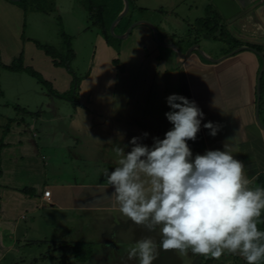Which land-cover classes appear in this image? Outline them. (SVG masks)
Instances as JSON below:
<instances>
[{
  "label": "crops",
  "instance_id": "obj_1",
  "mask_svg": "<svg viewBox=\"0 0 264 264\" xmlns=\"http://www.w3.org/2000/svg\"><path fill=\"white\" fill-rule=\"evenodd\" d=\"M133 1L140 15L120 24L118 49L96 35L92 60L72 101L44 91L35 112L19 107L10 116L0 110V264L56 263L50 246L81 249L77 244L99 246L92 254L101 264H138L128 258L136 240L151 236L159 246L156 231L121 215L109 195L113 189L105 171L117 166L116 147L131 150L132 137L149 146L153 137H164L172 127L164 115L171 93L194 100L204 113L196 139L187 141L193 156L206 149L223 150L228 142L252 180L249 186L264 174V128L256 119L257 76L264 66V0H202L199 16L193 15L199 0ZM52 2L58 10L82 6L70 0ZM207 8L212 11L209 18H219L212 31L204 24L199 27ZM143 12L150 16L141 17ZM25 15L21 0H0L1 64L10 66L22 55L23 66L39 71L54 92H68L76 74L54 65L36 40L24 35ZM140 21L151 23L157 37L161 35L159 41L176 45L182 55L158 44L144 23L124 36ZM220 31L242 44L221 40ZM211 39L221 43L215 53L203 49ZM247 43L260 46L259 54L246 49ZM7 70L0 66V72ZM263 72L264 67L262 81ZM263 94L262 88L258 118L260 102L264 113ZM215 96L221 107L212 106ZM207 121L219 126L215 137L203 127ZM144 132L149 135L144 137ZM47 189L48 198L43 197ZM171 253L176 257L184 252L158 248L156 257L167 262Z\"/></svg>",
  "mask_w": 264,
  "mask_h": 264
},
{
  "label": "clouds",
  "instance_id": "obj_2",
  "mask_svg": "<svg viewBox=\"0 0 264 264\" xmlns=\"http://www.w3.org/2000/svg\"><path fill=\"white\" fill-rule=\"evenodd\" d=\"M165 99L170 110L164 115L172 127L162 139L153 137L150 146L134 136L130 151L114 149L117 166L105 171L113 189L109 195L115 197L122 216L156 231L159 249H190L217 259L238 253L246 264H257L264 257V231L257 227L264 188L249 186L252 180L228 142L223 150L206 149L193 156L187 141L196 139L204 113L181 94ZM212 106L221 107L216 96ZM203 127L213 137L219 130L212 121ZM157 252V241L145 236L136 240L128 258L152 264Z\"/></svg>",
  "mask_w": 264,
  "mask_h": 264
},
{
  "label": "rangeland",
  "instance_id": "obj_3",
  "mask_svg": "<svg viewBox=\"0 0 264 264\" xmlns=\"http://www.w3.org/2000/svg\"><path fill=\"white\" fill-rule=\"evenodd\" d=\"M199 1L200 6L198 8V11L194 12V16H199L203 13V1ZM96 2L100 4L105 3L106 0H101V2L97 0ZM22 3L25 7L26 12L24 35L26 37H33V39H35L36 41L52 48L54 53H56L55 56L57 61H59L60 58H67L69 60V70L67 66L62 67L68 70L70 74H76L75 76L77 78L85 75V72L90 65L89 62L90 60H92L91 58L94 52V42L96 35L99 33L102 35V32L100 30V26H91L90 17L86 8L82 4V0H70V4L81 3L82 5L77 6L76 8H74L73 6L72 11L70 9V6L64 7L63 5L61 9H56L52 0H22ZM115 11L116 8L113 6V4L107 1L106 6H104V10L101 14L103 24L108 23L109 19L114 15ZM138 14L139 12L136 11L135 8H131L124 15L123 22H125L130 17H138L140 15ZM142 16L147 18L150 16V14L149 12H143L141 17ZM113 20L110 22V25ZM200 24L201 23H199V27ZM110 25L109 33L113 37H116V31L118 32L120 30L119 28L121 25L115 28L113 34L110 32ZM199 27L196 29H199ZM203 28H205V26ZM205 31L207 32V30H204V32ZM207 33L211 34L212 32L208 30ZM158 39H162L161 35H159ZM209 43L210 44H208L209 46L207 47L203 45V49L205 51H211L215 53L221 48V43L218 40L211 39ZM263 67L264 66L262 65L261 68ZM37 72L40 73L39 71ZM261 85L264 91V81L260 83V87ZM0 89H2L4 93V96H2V98L0 99V103L5 105L7 104L6 107L1 106L0 110L8 113L10 116H14L16 108L19 107L23 109L25 108L26 110H29L31 112H35L37 109H39V105H41L40 101L42 92H48V89L46 87L41 85L36 80V78L28 75L26 72L9 70L0 72ZM62 102V104H66V106H69L68 103L64 101ZM260 110L261 112L259 114V120L263 125L264 113L262 112V105L260 106ZM60 247L61 246H57L55 250H53L52 246H50L51 250L48 251L50 254L58 257L56 263L53 261H44L43 263L39 264H101L94 258L92 254L96 251V249H98L99 246L95 247L92 244L80 245L79 247H81V249L76 248L75 245L71 248H69L68 246L62 248ZM41 248L42 250H44V248L46 249V247ZM157 248H159V246H157ZM68 251H72V257L69 256ZM183 252L184 253L176 257H174L172 253L171 255L169 254L167 262H161V260L159 261L156 257L152 264H244V258L241 257L238 253L222 254L221 257L217 259L211 258L210 256L205 257L199 254H197V256L195 257L193 256L194 253L187 251ZM165 258L166 257L164 256L163 259L165 260ZM172 258L175 259V261H172ZM193 258L195 259V263L192 261ZM128 263L131 264V262H126L125 264Z\"/></svg>",
  "mask_w": 264,
  "mask_h": 264
},
{
  "label": "trees",
  "instance_id": "obj_4",
  "mask_svg": "<svg viewBox=\"0 0 264 264\" xmlns=\"http://www.w3.org/2000/svg\"><path fill=\"white\" fill-rule=\"evenodd\" d=\"M22 1V0H21ZM97 0H82V4L83 6L86 8L88 15L90 17V21H91V25L95 26L98 25L100 26V30L102 32L103 37L105 38V40L107 41L108 44L112 45L113 47H115L116 49H118L119 46V42L120 40L117 39L116 37H113L110 33H109V25L110 22L115 18L116 14L120 11V9L122 8V0H106L111 2L113 4V6L116 8V11L114 13V15L109 19L108 23H104L103 24V20L101 17L102 11L104 10V6H106V2L105 3H100L98 4V2H96ZM101 2V0H99ZM128 11L131 8H135L134 5V1L133 0H128ZM211 10L210 8L206 9V15L203 19L198 20L199 23L204 24V26L208 29H210L211 31L213 30V27L217 26V23L219 22V18L217 16V14L215 15V17L209 18L211 15ZM125 15V14H124ZM124 16L120 19L119 23L117 24L118 26L123 22ZM130 23V22H129ZM129 23H127V25H129ZM215 23V24H213ZM215 25V26H214ZM124 29H126L124 27ZM219 37L221 40L230 43L231 40H234L233 38L229 37L228 34L224 31H220ZM116 40V41H115ZM116 44H115V43ZM35 45L37 46V48L41 49L44 51V53L48 56H50L53 59V64L54 65H62V66H67L68 70H69V60L66 59H62L60 58L59 61L56 60V53H54V51L52 50V48L47 47L46 45L38 42V41H34ZM114 43V44H113ZM233 44H235L234 46H240L242 44V42L238 41V40H234L232 41ZM247 47L254 49L256 51H260L261 47L260 46H256L253 44H248L247 43ZM0 66L5 67L8 70L11 71H24L26 72L28 75L36 78V80L43 85L44 87H46L48 89V93L52 94V95H56L59 98L62 99H68V100H73L74 96L76 95V90L78 88V83H79V78H77L76 76H74L73 78V82H72V86L71 89L68 92L62 93V94H58L56 92H54L51 89L50 83L47 82L41 75L40 73H38L37 71H35L32 68L29 67H24L23 66V58L22 55H20L19 57L15 58L10 66H4L1 64L0 62ZM263 78L261 77L260 83L262 82ZM260 92H261V99H262V85L260 87ZM260 106H261V102H260ZM252 187H260V188H264V174L260 173L258 174L257 178L254 181V184ZM257 227L258 230L260 231H264V210L261 211V216L257 218ZM78 246H80L79 244H77ZM244 264H246V261L244 260ZM257 264H264V257H262Z\"/></svg>",
  "mask_w": 264,
  "mask_h": 264
},
{
  "label": "water",
  "instance_id": "obj_5",
  "mask_svg": "<svg viewBox=\"0 0 264 264\" xmlns=\"http://www.w3.org/2000/svg\"><path fill=\"white\" fill-rule=\"evenodd\" d=\"M122 3H123V6H122V9L121 11L118 13V15L116 16V18L113 20V22L111 23L110 25V32L113 34V29H114V26L120 21V19L122 18V16L125 14V12L128 10V7H129V4H128V0H122ZM138 23H144V24H147L148 26H150L152 28V32H153V38L156 40V42L162 46H165V47H169V48H173L177 51V54L178 55H182L181 52L179 51L178 47L174 44H170V43H161L157 37V31H156V28L149 22H145V21H140V22H136V23H132L128 29L126 30V32L124 33V36L127 35L130 30ZM122 36V37H124ZM242 47L240 48H237L235 49L234 51H238V49H241ZM248 47H246L247 49ZM253 52H255L256 54H259L258 51L254 50V49H251ZM233 51V52H234ZM216 61V60H214ZM262 71H263V68H261L258 76H257V84H256V119H257V122L259 123V125L262 126V128H264V126L260 123L259 121V118H258V104H259V100H260V79H261V76H262Z\"/></svg>",
  "mask_w": 264,
  "mask_h": 264
},
{
  "label": "built area",
  "instance_id": "obj_6",
  "mask_svg": "<svg viewBox=\"0 0 264 264\" xmlns=\"http://www.w3.org/2000/svg\"><path fill=\"white\" fill-rule=\"evenodd\" d=\"M49 195H50V190L49 189L43 191V197H47L48 198Z\"/></svg>",
  "mask_w": 264,
  "mask_h": 264
}]
</instances>
